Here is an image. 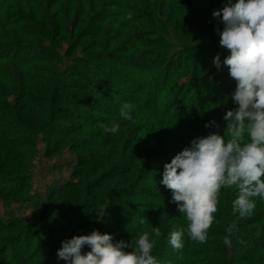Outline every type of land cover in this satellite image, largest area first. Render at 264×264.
<instances>
[{
    "label": "trees",
    "instance_id": "obj_1",
    "mask_svg": "<svg viewBox=\"0 0 264 264\" xmlns=\"http://www.w3.org/2000/svg\"><path fill=\"white\" fill-rule=\"evenodd\" d=\"M15 1L0 0V31L10 27L15 28L14 21L17 18L15 20L9 19L8 11L5 8ZM106 1L108 0L103 2L96 0L93 6L102 10V7L106 5ZM213 3L214 0H204L200 4H204L208 9L206 17L196 12L192 14L194 25L201 27L202 30L209 29L210 31L211 35L208 37L207 46H189L187 45L188 42L185 41V44L181 46H186V48L179 49L174 55L161 52V58L158 54H148L149 57H146V54L142 55L137 50L135 54H132L133 57L129 59L132 66L137 68L144 61H148L146 63L152 66L141 68L134 81H129L133 72L126 73L123 76L124 80L127 81L125 83L116 84L114 79H111V75L117 67L113 69L108 64L101 65L104 58L109 62L120 63L118 66L123 67L121 66L122 59L119 57L124 55L126 51L121 48L83 59L81 64H76L70 71L77 78H68L66 76L65 78L63 74L58 75L55 68H52L55 66L51 64H47L50 69L40 71L38 64L43 60L31 59L30 56L28 57L29 59L21 58L20 52L16 54L13 48H10V52L0 48V186L7 190L8 184L12 183L13 179H20L19 177L8 175L14 172L17 173L19 169L26 167L27 164L22 161L19 162L18 159L31 157V152L28 156L23 153L15 156L13 151L16 147L29 144V139L35 141L37 134L48 137L57 134V138L54 141L58 142L56 139H59L60 143L73 137L84 145L81 149L83 151L80 154L81 160L77 164L81 172V182L77 184L66 183L57 189L60 199L65 197L63 200L66 207H68V211L71 210V212L77 213L85 205L95 204L94 201L91 200L90 202L86 198V191L88 195L90 193L95 195L97 203L101 202V204L106 201L108 194L111 195L109 196V203L111 204H108L105 208V210H108V216H112V213H128L127 215H130L139 223L141 219L145 218L144 224L150 223V227L156 225V228L161 229L162 232L169 230V228L171 230L174 228H186V219L176 211V205L169 202L171 200V191L159 183L162 176L156 174V170H152L150 162L155 160L162 163L161 169L163 171V165L170 162L177 152L188 146L192 139L207 136L213 132L223 135L221 126L224 125V122L215 121V126L205 127L202 119L206 111L210 109V106L223 103L222 93L224 90L219 88L210 89L211 85H216L214 78L212 77L198 84V89L194 91L195 93L202 92L196 96L197 98H194V95L190 96V90L194 87V85L193 87H190V85L195 82L197 77L206 75L212 65V52L214 53L216 48L224 49L219 46V35L217 31H214V28L222 29L223 25L211 16V12H213L215 7ZM76 7L84 10L81 18L83 22L80 21L88 25L87 27L90 29L92 28V19L101 17H94V14H91L93 7H90V4L86 5V2L83 6L76 3ZM38 10L39 7L35 11L37 12ZM59 10L56 14L37 15L34 20L30 19L31 16L25 19L23 23H26L28 32L24 35H32L38 32L40 36L46 34L43 39H47V35L50 33L53 34L54 32L57 34L63 26L68 24V21L64 18L66 17V11L61 8ZM100 12L102 13L103 11H99L98 14ZM76 20L73 21L74 24ZM188 33L201 35L202 32L193 33L192 30L186 29V34L180 35V41L188 40ZM138 41L142 43L141 41L143 40L139 37ZM145 47L147 48V46H139V48L143 49H146ZM159 50L161 51V49ZM187 52L198 53L197 59L189 70L186 66L181 65V61L184 60L183 57L187 61L190 60L189 57L184 56ZM115 53L120 54L118 56ZM95 59L97 61L96 66ZM12 64L17 65L19 68ZM200 64L205 65V67H201ZM173 67L176 70L173 71ZM117 73L121 74L123 70L119 69L115 75ZM177 75L187 76V80L184 85L172 89L171 100L162 105L161 96L168 87L176 83H172V79ZM168 76L169 78H167ZM62 87H65V91L70 90L69 94L74 95V97L80 96V98L84 99L81 106L85 109V114H72L68 107L59 106L61 102L68 103L65 100L66 97L61 94ZM69 94L66 96H70ZM229 94L230 92H228V97ZM110 96L118 97V100L107 104L101 101V97ZM224 97H226V94ZM124 102L131 103L133 107V118L131 120H122L118 115L119 107ZM62 109L65 112L64 116L60 112ZM70 113L72 114V119L80 120L81 124H72L69 129L62 132L58 123L60 119L66 120ZM114 121L120 125L118 132L116 134L105 133L102 125H111ZM137 123L143 127L137 126ZM66 127L68 126L64 128ZM86 131H88L87 135H78ZM153 138H157L156 142H152ZM152 143H154V146L157 143V146L153 149L151 148L154 147ZM108 147L110 150H104L108 149ZM148 149H152L151 156L146 155ZM103 151V159H98L95 164H92L90 160L95 158L97 153H103ZM57 153L58 149L54 150L51 155L53 156ZM94 153L96 154L93 155ZM118 158H120L119 161L113 162V160ZM146 179H148V183L156 184L157 188L150 189L147 187L145 185ZM117 180H121L122 189L113 187L101 193V189L105 184ZM10 187L13 186L10 185ZM161 188L165 189L159 190ZM136 191L140 193V197L150 201L146 205L149 209L148 214H145L143 210L132 213L133 208L118 202L119 199L126 200L132 197L134 195L133 192ZM98 195L99 198L97 197ZM236 195L237 190L235 188H222L220 190L217 210L213 213L214 220L211 225L216 230L212 227V231L208 233V238L215 241V237L219 235H229L226 229L230 224H233L235 227L229 236L236 235L237 237V233L241 232L244 233L238 237L242 239L241 243L248 247H264V201L254 197L256 210L254 209L249 216L240 217L238 212H232V202ZM170 217L174 218V220L176 219L175 222L170 225L164 223L171 219ZM66 218L68 219V217ZM248 227V232H246ZM221 230L223 233H218ZM78 231L82 233L83 230ZM50 239L53 242L54 238ZM191 243L192 240L185 234L182 248L174 249L172 246L170 248L176 253L174 256L175 261L166 264H207L201 259L203 255H214L217 258L224 256L223 253H219L220 250H216L213 247L200 246L197 249H193L191 248ZM161 258L162 256H159V259ZM49 260L48 263H55L56 261L60 263L62 261L52 257ZM215 261L217 262V260ZM20 262L23 264L21 258ZM216 262L215 264H221ZM61 264H65V262L62 261Z\"/></svg>",
    "mask_w": 264,
    "mask_h": 264
},
{
    "label": "rangeland",
    "instance_id": "obj_2",
    "mask_svg": "<svg viewBox=\"0 0 264 264\" xmlns=\"http://www.w3.org/2000/svg\"><path fill=\"white\" fill-rule=\"evenodd\" d=\"M94 1L96 0H16L11 5L5 7L8 11V18L11 20L17 19L14 21L15 28L10 27L0 31V48H4L7 51L13 48L16 54L20 52L21 58L26 59L30 56L31 59L43 60L38 64L40 71L50 69V66L48 67L47 64H51L55 66L52 68H55L58 75L63 74L64 77L66 76L68 78H77L70 71L76 64H81L83 59L121 48L126 51L124 55L119 57L122 59L121 66L123 67L118 66L120 63L109 62L104 58L101 63V65L108 64L113 69L117 67L114 73H112L111 79H114L116 84H120V82H127L123 78L126 73L133 72V75H130L131 78L129 81H134L135 76L141 68H149V66H152L146 63L148 61H144L137 68L132 66L129 59L133 57L132 54H135L137 50L142 55L146 54V57H149L151 54H158L161 58V52L174 55L179 49L186 48V46H181L185 44V41L188 42L187 45L189 46L208 45V37L211 35L209 29L202 30L201 27L194 25L192 15L196 12L206 17L208 9L204 4L200 5L204 0H108L105 2L106 5L102 7V10L93 6ZM103 1L101 0V2ZM85 2L86 5L90 4V7H93L91 14H94V17L101 16L95 19L91 18V29L87 27L88 25L82 23L81 18L84 10L76 7V3L82 4L83 6ZM225 2L226 0H214L213 4L215 7L213 10L221 8ZM38 7L39 10L36 12L35 10ZM59 8L66 11V17L64 18H66L68 24H66L67 26H63L57 34L49 32L50 34L47 35V39H43V36L46 34L40 36L38 32L32 35H24L28 32L26 23H23L25 19L31 16L30 19L34 20L37 15L56 14V12L60 11ZM99 11L103 12L98 14ZM129 13H131L130 16ZM74 20H76L75 24L73 23ZM186 29L192 30L193 33H202L201 35L188 33V40L184 39V41H180V35L186 34ZM139 37L143 40L141 41L142 43L138 41ZM142 45L147 46V48H139ZM218 53L221 60H223L228 54V50L216 48L215 52H212V57ZM115 54L119 56L120 53ZM184 56L189 57L190 60L187 61L183 57L184 60L181 61V65L186 66L189 70L193 62L197 59L198 53L192 54L187 52ZM154 58L158 59L156 57ZM7 65L9 66V64ZM12 65L19 68L15 64ZM96 65L97 61L95 59ZM200 66L205 67L203 64H200ZM119 69H122L123 73H117L115 75ZM174 70L176 69L173 67ZM186 77L180 75L173 77L172 83H176L168 87L162 94V105L171 100L172 89L184 85L187 80ZM212 77L216 85H211L210 89L219 88L224 90L222 93L223 103L210 106V109L206 111L202 119L204 123L209 121L224 122L221 130H223L224 139L228 140L230 139V135L226 130V122L222 117L227 109L234 107L230 95L228 97V92L231 93L234 90L235 81L230 78L227 68L222 67L218 71L211 65L206 75L197 77L195 82L190 85V87L194 85L190 90V96L194 95L193 97L197 98L196 96L202 92L195 93L194 90L198 89V84ZM222 79L224 81L221 82L220 80ZM64 88L62 87L61 94L66 97L65 100L68 103L61 102L59 106L68 107L72 111V114H85V109L81 106L84 99L80 98V96L74 97V95L69 94L71 92L70 90L65 91ZM68 94L70 96L67 97L66 95ZM225 94L226 97H224ZM116 100H118V97H101V101L105 102V104ZM60 112L62 115H65L63 109ZM72 114H68L66 120L60 119L58 123L60 131L65 132L72 124H81L80 120L72 119ZM62 124H64L63 127ZM138 125L139 123H137ZM65 126L68 127L64 128ZM139 126L143 127L142 125ZM88 131L78 135L85 136L88 134ZM55 138H57V134L50 137L37 134L35 141L31 137L32 140L29 139V144L16 147L13 151L15 156L20 153L28 156L31 152V157L18 159L19 162L22 161L24 164H27L26 167L19 169L17 173L14 172L15 174L8 175L19 177L20 179H13L14 181L8 184L7 190H4L0 186V264H22L20 258L23 260V264H61L62 259L60 263L59 261L48 263L51 257L53 259L57 258L56 250L61 246L60 242L65 238H71L73 235L87 234L93 229L101 233L114 234L115 241L123 240L127 243L134 242L135 238L142 231H147L149 238L154 241L151 254L156 258L158 264L175 261L174 256L176 253L170 250L171 245L168 243L169 233L172 231L171 228L163 232L157 228L160 235L155 236L152 229L154 227L156 228V225L152 227H150V223L142 225L130 215H127L128 213H112V216H108V210H105V208L108 204H111L109 203V196L111 195L107 194L106 201L101 204V202L97 203L95 195L91 193L88 195L86 191V198L90 202L91 200L94 201L96 205L87 204L80 208L77 213L71 212V210L68 211V207H66L63 200L65 197L60 199L57 194V189L66 183L77 184L81 182V172L77 164L81 160L80 154L83 152L81 149L84 145L76 141L73 137L63 143H60L59 139H56L58 142H55ZM156 140L157 138H153L152 142H156ZM247 141L248 137L245 134L244 142ZM157 143H155V146L152 143L154 147L151 148H155ZM57 149L58 153L52 156V152ZM152 149H148L146 155L151 156ZM104 150H110V148L108 147V149ZM102 154H104V151L103 153H97L95 158L90 160L91 163L95 164L98 159H103ZM119 160L120 158L113 160V162ZM150 164L152 170H156L155 173L161 175L162 163L153 160ZM147 180L145 183L147 187L150 189L157 188L156 184L152 182L148 183L149 181ZM120 182L121 180H117L105 184L101 189V193L113 187L122 189L123 184ZM10 185L13 187H10ZM164 189L161 188L159 190ZM133 193L134 195L132 197L126 200L119 199L118 202L124 203L129 208H133L134 210L130 209L132 213L143 210L145 214H148L149 209L146 205L150 201L144 197H140V193L137 191ZM97 197L99 198V195ZM257 198L260 199V197ZM175 209L178 211L177 208ZM254 209L256 210V208ZM232 212L235 213L233 207ZM170 218L164 223L168 225L173 224L176 219ZM107 223L109 224L106 225ZM212 227L207 230L208 233L212 231ZM248 229L249 227L246 232H248ZM78 230L83 231L80 233ZM77 231L78 233H76ZM218 233L222 234L223 231L221 230ZM242 234L244 233L239 232L237 233V237L236 235L229 236L231 240L230 245L223 243L225 235H219L215 237V241L210 240L208 236L204 243L192 241L191 248L197 249L200 246L213 247L216 250H220L219 253L224 254L220 258L214 255H203L201 259L207 264H215V260H217L216 263L220 262L221 264H264V247L246 246L241 243L242 239L238 238ZM252 234L250 235L253 236ZM48 235H51V237ZM52 237L54 238L53 242L50 239ZM161 241L163 242L160 243ZM124 250L130 251L131 248ZM85 251H88L87 247L82 249V253ZM159 256H162V258L159 259ZM221 258L225 259L221 260Z\"/></svg>",
    "mask_w": 264,
    "mask_h": 264
},
{
    "label": "clouds",
    "instance_id": "obj_3",
    "mask_svg": "<svg viewBox=\"0 0 264 264\" xmlns=\"http://www.w3.org/2000/svg\"><path fill=\"white\" fill-rule=\"evenodd\" d=\"M211 16L223 25L214 31L219 35V46L228 50L223 60L219 53L215 55L212 65L218 71L226 67L235 81L229 94L234 107L222 117L230 139L214 132L196 137L163 165L159 183L171 191L169 202L175 203L187 221L186 228H174L169 233L168 243L174 249L183 247L185 234L192 241H206L222 188L237 190L232 203L240 217L252 214L254 197L264 200V0H226ZM132 111L131 103L124 102L118 115L122 120H131ZM210 125L215 126V121L204 126ZM119 127L115 121L102 125L105 133L112 134ZM144 223L145 218L140 220ZM234 227L230 224L226 232L230 235ZM152 231L160 235L157 228ZM229 235L224 237L226 245L231 243ZM60 244L56 256L65 264H158L151 254L154 241L147 231L127 243L115 241L114 234L93 229L65 238ZM85 247L88 251L82 253Z\"/></svg>",
    "mask_w": 264,
    "mask_h": 264
}]
</instances>
